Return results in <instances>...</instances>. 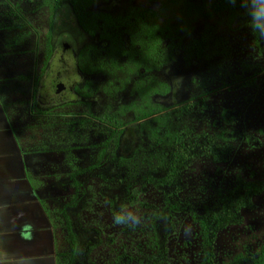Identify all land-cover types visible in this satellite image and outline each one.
<instances>
[{
	"label": "flooded vegetation",
	"instance_id": "1",
	"mask_svg": "<svg viewBox=\"0 0 264 264\" xmlns=\"http://www.w3.org/2000/svg\"><path fill=\"white\" fill-rule=\"evenodd\" d=\"M21 1L25 14L14 2L0 0L1 20L11 16L16 22L8 31L0 30V38L11 32L15 42L21 34L22 41L33 38L29 112L47 117L58 111L68 122L74 121L71 124L86 126L97 140L78 149L89 152L81 164L73 163L70 150L24 162L35 196L45 206L28 174L38 166L53 162L70 167L68 173L77 168L109 174L146 172L143 158L161 150L160 143L154 151L146 150L150 145L142 127L146 129L147 121L200 99L206 100L204 113L211 96L232 87L225 86L224 77L211 82L208 63L199 67L200 61H221L223 68L229 44L222 33L243 28L227 26L224 15L211 18L209 0H203L206 4L198 15L192 5L202 0ZM41 15L46 17L42 35L29 20ZM12 43L7 40L3 46L11 48ZM99 155L102 159L95 165ZM120 159L127 168L118 166Z\"/></svg>",
	"mask_w": 264,
	"mask_h": 264
},
{
	"label": "rangeland",
	"instance_id": "2",
	"mask_svg": "<svg viewBox=\"0 0 264 264\" xmlns=\"http://www.w3.org/2000/svg\"><path fill=\"white\" fill-rule=\"evenodd\" d=\"M9 1L17 4L20 12L26 13L21 0ZM61 15L65 18L67 12L64 10ZM3 18L4 21L0 18V30L5 31L4 28L9 29L16 23L11 16ZM45 19L44 15L37 19L29 18L41 35ZM12 34L11 32L0 38H4L0 41V100L12 126L14 145L19 148L17 154H20L18 160L21 166L24 167V162L27 165L29 160L45 155L56 156L59 150L62 155L70 150L68 154L72 156L73 163H84L89 152L84 153L78 149L97 142L86 126L71 124L74 121L68 122L58 111L47 117L34 116L29 112L27 102L30 99L31 82L28 77L32 74L33 38L29 37L18 43L10 36ZM222 34L229 44L224 70L230 74H240L241 64L249 62L257 65L260 72L255 87L225 89L211 96L208 108L202 114L204 116L194 124L195 131L215 136L226 130L233 135L237 132L251 136L258 142L252 145L240 135V138H233L234 150L228 163L215 165L202 157L190 164L184 173L185 189L181 198L189 201L198 212L203 206L210 204L215 191L230 187L236 176L259 180L264 185V43L259 49L249 27L235 32L225 29ZM8 35L11 38L7 39ZM7 40L14 42L11 48L3 46ZM42 40L41 38V42ZM41 62L39 59V65ZM36 75H41L40 69L36 71ZM221 110L234 114L235 120L231 126L220 119ZM68 168L70 167L65 169V166L50 162L49 165L38 166L35 172L28 173L34 180L38 194L52 213L67 203L71 205L74 189L68 182ZM78 179L84 184L85 192L81 195L80 202L71 205L73 208H69L68 212L76 213L80 229L101 232V241L92 251L91 261L94 264H115L117 258L124 255L127 258L133 257L134 262L130 264H136V259H144L150 254L152 250L147 245L151 235L150 218L155 210L162 207L161 194L151 185H146L132 204L126 202V206L121 208V212L134 213L138 222L134 226L118 225L113 222L112 202L120 195V190L105 184L97 175ZM254 202L255 210L243 211L241 225L229 227L219 234L216 243L219 263L227 262L247 250L258 251L264 246V190ZM54 234L58 250H65L62 227L57 225ZM166 248L168 264H196L199 261L197 226L188 214L177 215L174 224L169 227Z\"/></svg>",
	"mask_w": 264,
	"mask_h": 264
},
{
	"label": "trees",
	"instance_id": "3",
	"mask_svg": "<svg viewBox=\"0 0 264 264\" xmlns=\"http://www.w3.org/2000/svg\"><path fill=\"white\" fill-rule=\"evenodd\" d=\"M205 4L206 1L202 0L201 3L192 5L196 15L202 14L203 6L201 5ZM208 4L211 7L209 11L211 18L213 15L217 17L224 15L222 20L227 26L234 24H240L243 27L249 26L248 17L239 3L233 6L227 0H209ZM23 22L26 21L23 20ZM4 29L8 31L10 28ZM19 29L21 30L20 34L23 33L24 25H20ZM252 32L256 37L258 48L261 49L264 37L253 30ZM22 36L25 37L21 34L18 43L22 41ZM199 63L200 68H202V63H208L211 82L224 77L225 86H232L230 89L233 90L255 87L260 72L257 65H252L249 62L241 64L240 74H230L224 70L221 61H200ZM205 104L206 100L200 99L145 123L146 129L142 127V131H146L149 142L146 144L150 145L146 150L149 151L151 148L154 151L156 144L160 143L161 145L158 155L143 158V164L147 166L148 171H119L113 174H105L77 168L69 174V181L74 188V193L70 199L71 205L79 203L81 195L85 192L84 184L79 182L78 177L95 174L105 184L120 190V195L112 202L114 216L121 212V208L126 206V202L132 204L135 197L144 191L146 185H151L161 194L162 207L155 210L150 218L151 235L147 245L152 252L144 259H136V264H168L166 248L168 229L174 224L177 215L182 213L188 214L197 226L200 259L196 264H264V246H261L258 251H244L224 263L217 261L216 254L219 234L229 227L241 225L244 210H255L254 199L261 195L264 190L261 181L236 176L230 187L215 191L210 204L203 206L200 212L196 211L189 201L181 198L185 189L184 173L194 160L204 157L215 165L226 164L233 154V138H240L241 135L244 140L252 145L258 142L251 136L237 132L233 135L226 130L215 136L205 132H196L194 124L206 108ZM221 119L228 126H231L235 117L232 112L223 110ZM101 159L102 156L99 155L95 159V165ZM117 164L119 167L127 168V163L122 159ZM40 203L50 219L53 229L55 230L58 225L64 231L66 248L60 251L56 244V264H94L90 258L97 243L101 241V232L94 229L85 231L80 229L76 213L68 212L69 208H73L69 203L53 213L48 211L42 201ZM133 262V257L127 258L121 255L115 264Z\"/></svg>",
	"mask_w": 264,
	"mask_h": 264
},
{
	"label": "crops",
	"instance_id": "4",
	"mask_svg": "<svg viewBox=\"0 0 264 264\" xmlns=\"http://www.w3.org/2000/svg\"><path fill=\"white\" fill-rule=\"evenodd\" d=\"M18 158L0 100V262L56 264L54 229Z\"/></svg>",
	"mask_w": 264,
	"mask_h": 264
},
{
	"label": "clouds",
	"instance_id": "5",
	"mask_svg": "<svg viewBox=\"0 0 264 264\" xmlns=\"http://www.w3.org/2000/svg\"><path fill=\"white\" fill-rule=\"evenodd\" d=\"M227 2L233 6L239 3L248 17L250 28L264 37V0H227ZM113 222L118 225L134 226L138 222V217L134 213L122 211L113 217Z\"/></svg>",
	"mask_w": 264,
	"mask_h": 264
}]
</instances>
